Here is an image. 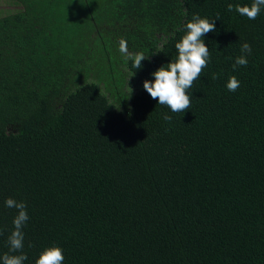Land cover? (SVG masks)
<instances>
[{
	"label": "trees",
	"instance_id": "1",
	"mask_svg": "<svg viewBox=\"0 0 264 264\" xmlns=\"http://www.w3.org/2000/svg\"><path fill=\"white\" fill-rule=\"evenodd\" d=\"M14 1L0 18V264L8 198L27 205L24 264L50 246L63 264H264V8L249 20L227 7L253 0ZM193 15L214 19L210 61L173 113L143 83Z\"/></svg>",
	"mask_w": 264,
	"mask_h": 264
},
{
	"label": "clouds",
	"instance_id": "2",
	"mask_svg": "<svg viewBox=\"0 0 264 264\" xmlns=\"http://www.w3.org/2000/svg\"><path fill=\"white\" fill-rule=\"evenodd\" d=\"M264 8V0H253L248 6L236 5L235 9L229 4L227 10L229 12L235 10L241 16H246L249 20H255ZM215 19H219V16ZM211 21V22H210ZM216 30L214 19L201 18L199 15H193L192 20L185 25V34L180 41L175 44L177 55L167 65L159 67L151 75L154 80H145L143 89L154 100H158L159 105H165L173 113H184L192 103V97L188 94V90L192 88L194 82L198 80L210 61V51L204 42V37L210 32ZM119 50L128 59L133 61V67L141 68V62L147 57L140 52L131 54L128 51L127 41L121 39L119 42ZM241 55L235 58L233 71L238 67H246L248 64L247 56L251 55V46L243 43L240 48ZM212 78H218L217 74H213ZM240 87V81L236 76L232 75L228 78L226 88L230 92H236ZM130 89V93H131ZM163 119L171 122L172 117L164 114ZM7 208H15L17 215L13 219L14 230L8 237L10 246L9 253H5L2 257V264H24L27 256L23 254L24 233L23 227L29 220L27 213V205L24 202H17L13 198L5 201ZM20 253V254H14ZM63 249L58 246L46 247L35 260V264H63Z\"/></svg>",
	"mask_w": 264,
	"mask_h": 264
},
{
	"label": "rangeland",
	"instance_id": "3",
	"mask_svg": "<svg viewBox=\"0 0 264 264\" xmlns=\"http://www.w3.org/2000/svg\"><path fill=\"white\" fill-rule=\"evenodd\" d=\"M19 5L14 0H0V18L15 13L19 10Z\"/></svg>",
	"mask_w": 264,
	"mask_h": 264
}]
</instances>
